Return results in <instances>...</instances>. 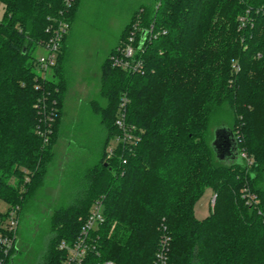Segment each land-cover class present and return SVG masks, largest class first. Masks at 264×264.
<instances>
[{"label":"trees","instance_id":"1","mask_svg":"<svg viewBox=\"0 0 264 264\" xmlns=\"http://www.w3.org/2000/svg\"><path fill=\"white\" fill-rule=\"evenodd\" d=\"M79 2L67 11L69 28ZM261 6L264 0H152L133 12L100 65L98 99L90 103L105 131L101 157L86 170L81 195L52 210L39 264L61 263L59 242L75 239L97 200L104 221L94 236L102 260L154 264L166 237L171 264H264ZM63 8L64 0H0V199L8 204L0 219L17 207L18 225L23 204L44 183L59 140L67 33L51 69L54 78L36 72L33 53L42 49L47 26ZM247 9L251 21L241 28L239 16ZM133 29L137 42L149 31L137 51L143 73L111 60ZM123 97L126 120L142 131L141 139L131 151L118 148L106 159ZM220 125L233 131L245 154L241 160L226 164L216 158L211 140ZM244 187L258 204L245 202ZM206 189L213 204L198 219L195 203ZM16 252L4 264H13Z\"/></svg>","mask_w":264,"mask_h":264},{"label":"rangeland","instance_id":"2","mask_svg":"<svg viewBox=\"0 0 264 264\" xmlns=\"http://www.w3.org/2000/svg\"><path fill=\"white\" fill-rule=\"evenodd\" d=\"M151 1L80 0L78 12L62 42L67 89L59 140L43 185L22 206L13 264L41 262L50 234L52 210L71 204L84 190V174L99 161L105 140L104 128L90 105L98 99L100 65L117 44L133 12ZM43 52L41 48L36 49L33 55L37 58ZM44 76L54 78L50 70ZM261 185L264 186V180ZM213 200V192L206 189L195 203L196 218L208 215ZM7 208L8 204L0 199V212L5 213Z\"/></svg>","mask_w":264,"mask_h":264},{"label":"built area","instance_id":"3","mask_svg":"<svg viewBox=\"0 0 264 264\" xmlns=\"http://www.w3.org/2000/svg\"><path fill=\"white\" fill-rule=\"evenodd\" d=\"M74 0H64V8L60 11L58 17L52 18L50 25L46 31L49 33L48 39L42 43L43 53L36 58V72L45 78L44 74L55 66L59 46L63 36L68 32L69 22L66 19V14ZM264 11V6L257 9ZM251 21L249 9L239 16V26L245 27ZM136 27H134L135 29ZM131 30L127 41L122 47L118 48L117 53L112 57V64L125 71L131 73H143L144 62L138 55L137 51L142 48V44L146 38L138 40L135 38V30ZM151 31V30H150ZM162 33H165L163 31ZM235 71L239 69L238 64L234 63ZM126 98L123 97L118 112L115 118V125L118 133L111 138L110 143L106 148V159H110L115 155L118 148L131 151L133 147L141 139V130L135 124L129 123L126 120ZM38 107H40L38 105ZM44 111V110H43ZM49 121L53 119V115H47ZM245 157V154L242 153ZM126 159H122L124 163ZM241 197L249 205H256L259 198L255 193L250 191L248 187H244ZM17 207L10 210L5 217L0 219V264H4L6 258L11 251L17 246V228L18 216ZM101 200H97L91 207L89 214L83 220L79 233L72 241L61 240L58 244V250L63 254L60 264H115L111 260L100 259V253L97 249V239L94 234L100 224L104 221ZM154 264H171L168 257V240L162 237L158 250L155 253Z\"/></svg>","mask_w":264,"mask_h":264},{"label":"water","instance_id":"4","mask_svg":"<svg viewBox=\"0 0 264 264\" xmlns=\"http://www.w3.org/2000/svg\"><path fill=\"white\" fill-rule=\"evenodd\" d=\"M211 147L219 161L226 164L241 160L242 155L238 150V144L233 131L225 126L215 127Z\"/></svg>","mask_w":264,"mask_h":264}]
</instances>
